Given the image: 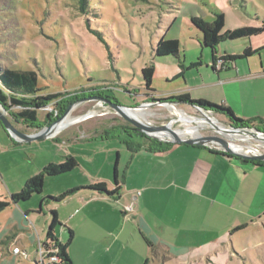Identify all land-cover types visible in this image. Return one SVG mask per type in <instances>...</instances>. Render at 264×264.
Returning a JSON list of instances; mask_svg holds the SVG:
<instances>
[{"label": "rangeland", "instance_id": "rangeland-1", "mask_svg": "<svg viewBox=\"0 0 264 264\" xmlns=\"http://www.w3.org/2000/svg\"><path fill=\"white\" fill-rule=\"evenodd\" d=\"M184 1L206 15L180 21L177 17L186 11L185 16L191 13ZM220 1L231 7L225 16V25L235 19L247 27L264 24V0H87L84 13L80 10L79 0H0V68L33 71L37 76L39 95H61L51 106L38 112L39 124L46 122L47 114L59 108L55 104L67 106L75 95L78 100H83L101 93L121 106L144 108L145 118L153 126L168 125L172 131L193 128L197 126L194 119L200 118L201 112L190 105L167 101L178 94L173 92L169 96L165 91L184 84L183 78L166 84L177 71H181L178 63L157 62L163 59H154L153 49L159 41L178 38L179 52L186 64L200 66L198 70L187 72L189 84L201 81V77L207 80L213 76L215 79L211 52L212 48L217 51L226 35L222 30L224 25L214 26L217 16L223 15ZM263 38L264 35L261 40ZM247 40L226 41L220 45L221 52L241 56ZM251 60L257 64L260 62L258 57ZM150 65L154 67V73L151 90H147L141 70ZM174 109L193 117V120L183 122L174 114ZM93 110L97 111L96 116L66 126L58 136V145L51 141L53 138L29 143L15 141L0 124V264H33L36 261L35 250L27 248L28 235L20 229L28 226L34 232L30 226L33 225L38 232L35 238L42 239L39 228L43 222L48 223L50 216L46 206H42L43 211L39 212L42 199L56 203L52 199L73 189L67 187L92 182L98 169H106V162L111 165L112 177L116 153L110 155L108 150L115 146L128 152L123 142L144 141L138 135L127 134L122 128L129 124L97 100L77 103L71 109V119L88 115ZM11 111L16 113L19 109L13 107ZM204 113L220 125L228 123L221 114L211 110ZM6 116L18 131L26 134L38 131L16 121L10 114ZM212 133L213 130L206 127L199 131L200 135ZM68 139H72V143H67ZM245 140L250 142L236 139L232 143L264 153V144L258 147L257 141ZM28 156L32 159L27 160ZM66 156H73L80 168L62 177L45 178L42 193L32 195L28 201L17 204L11 201V194L19 192L31 174L50 163L62 162ZM243 201L248 210L254 209L261 215L251 216L246 226L230 232L226 243L228 250H210L211 254L205 257L188 255L181 263L173 258L164 264H193L194 261L198 264L200 261L202 264H264V202L256 204V199L248 196L238 200L239 205ZM234 219L237 221L241 217ZM55 230L60 236L59 225ZM18 233L23 236L10 242ZM8 243L12 246L9 247ZM14 246L21 250L20 256L13 257ZM71 256L74 259L72 264H111L113 259L117 264L120 258V254L113 251L107 261L100 251L94 255L97 259L94 262H91V252L75 250ZM130 258L131 264H146L145 260L148 264L163 263L161 258L159 262L154 260L150 253L143 258L133 253Z\"/></svg>", "mask_w": 264, "mask_h": 264}, {"label": "crops", "instance_id": "crops-1", "mask_svg": "<svg viewBox=\"0 0 264 264\" xmlns=\"http://www.w3.org/2000/svg\"><path fill=\"white\" fill-rule=\"evenodd\" d=\"M184 3L189 6L188 11L191 9V13L185 16L186 11L180 18L177 17L180 21L206 15L199 8L192 9L188 1ZM220 3L223 12L222 26L224 25L222 30L226 34L245 26L238 19L225 25V16L231 7L228 8L221 1ZM261 27L262 33L248 37L245 43L244 50L249 49L252 54L226 62L222 70L215 72V79L213 76H209L207 80L201 77V81L190 85L186 74L198 70L199 65L192 67L194 63L186 64L180 52L177 58H160L163 60L157 62L174 61L181 69L171 80L166 81L167 85L174 83L178 78L184 80L182 86L165 92L169 96H172L173 92H177V96L188 95L193 102L214 106V110H217L216 107L229 109L235 117L243 121L264 119V38L261 40L264 24ZM173 40L180 43L178 38ZM226 41L233 40L223 39L220 45ZM220 45L216 57L238 56L222 53ZM212 56L211 52V62ZM254 57L259 58L258 64L251 60ZM195 92L196 95H193ZM71 140L66 142L72 143ZM51 141H55L56 145L60 143L59 137ZM122 144L124 145V142ZM129 144L131 149L127 148L128 152L115 146L108 150L110 155L116 153L114 165L117 160V185L114 183V166L111 177L109 162L104 163V171L102 167L97 170L92 181L93 184L105 183L106 189L111 192L117 188L118 191L114 194L107 195L87 189V186L93 185L90 181L80 187L75 184L67 187L66 189H80L62 202L52 204L42 199L44 203L40 204L39 212L43 211L42 206L49 208V213L55 211L61 225L60 236L54 230L56 238L63 244L67 240L64 229L72 232L73 238L67 249L70 260L73 259L71 254L75 250H83L84 253L91 252V262L97 260L94 258L97 251L105 256V261L113 251L120 254L117 264H131L130 256L133 253L141 258L150 253L157 262L161 258L162 264L173 258L177 263H181L188 255L205 257L211 254L210 250H228L226 243L230 232L246 226L251 216L261 215L254 209L248 210L244 201L239 205L238 200L252 196V199H256V204H263V164L245 162L199 146L163 143L160 145L156 141L145 140ZM137 145L141 147L137 148ZM31 159V156L27 157V160ZM92 165H95V162ZM79 168L80 163L77 162L74 170ZM84 172L88 173L87 170ZM129 206H132V211L127 213L126 208ZM236 217L241 219L236 221ZM49 221L50 216L48 223ZM48 223L43 222L39 228L41 240L35 238L38 232L33 225L30 226L34 232L28 226L20 229V232L24 231L28 235L27 248L35 250V262L38 260V243L45 241ZM22 236V233L15 234L10 242H15ZM10 244L12 243H8L9 247L12 246ZM145 261L148 264V260ZM110 263L116 264L114 259ZM193 264L198 263L194 261Z\"/></svg>", "mask_w": 264, "mask_h": 264}, {"label": "trees", "instance_id": "trees-1", "mask_svg": "<svg viewBox=\"0 0 264 264\" xmlns=\"http://www.w3.org/2000/svg\"><path fill=\"white\" fill-rule=\"evenodd\" d=\"M87 0H79V6L80 10L84 13V6H86ZM193 20V19H192ZM222 24V16L218 15L216 20L214 21V26H220ZM263 31L262 27H240L237 29H234L231 32H228L224 39L226 40H237L241 38H248L252 36H257L261 34ZM179 42L178 40H164L159 41L155 48L153 49L154 59L156 58H164V57H173L177 58L179 54ZM216 51L214 48H212V62L216 61ZM252 54V52L249 49L244 50L243 54L241 56H227L222 57V59L225 62H231L238 58H245ZM198 66L197 64L192 65V67ZM154 73V67L152 65L147 66L141 70V76L144 83V86L147 90H151L150 85L152 82ZM40 89L37 87V76L36 73L33 71H16V70H9L0 68V104L5 109L7 114L12 116L16 121H22L25 124H27L28 127L40 130L41 128L48 126L55 120H57L65 111L68 105L78 101V95L73 96V99L70 98L69 102H67V106H62L60 103L55 104L56 108L55 110H52L51 113L47 114L46 122H43V124H39L38 122V112L44 108H47L51 106V104L54 103V101L61 97V95H39ZM99 97L102 98H108L110 97L108 95H103L101 93L96 94ZM165 101V100H164ZM167 101L173 102V103H179V104H186L190 106H198L204 110H211L215 113L223 115L228 122H230L235 127H255L258 130L264 132V119L258 118V119H252V120H239L236 119L235 116L232 114V112L229 109H225L222 107H216L217 110H214V106L210 105H204L197 102H193L188 95H179L177 97H170L167 99ZM18 108V112H12L11 108ZM127 134L129 135H138L145 141L155 142L154 140H151L147 138L145 135L138 133L136 130H134L129 125L122 128ZM144 142V141H143ZM157 142V141H156ZM157 144H160V142H157ZM124 145L131 149L130 144L128 141L124 142ZM169 145V144H168ZM140 145H137V148H140ZM221 154L232 157L230 155H227L223 152H220ZM247 162L246 160H243ZM254 164L257 165H264V162L260 161H251ZM117 160L114 165V183L117 185ZM77 167L76 159L73 156H66L64 160L60 163H50L46 165L38 174L30 177L22 187V189L15 193L11 194V201L13 203L18 202H25L28 201L32 195L35 194H41L44 187V178L45 177H58L64 174H68L72 172ZM87 189H90L97 193H104L107 195H112L115 192H117V188L109 192L106 189L105 183H96L90 186L86 187ZM80 188H75L68 190L65 194L60 195L57 199H54L57 202H62L67 197L72 196L74 193H76ZM44 203V200L40 202L42 205ZM2 206V204H0ZM60 225L57 215L55 211H50V221L47 225L46 230V238L45 241L42 243L43 249L45 252L52 251L53 249H57V258L59 260V264H72L70 258L67 254V249L69 245L71 244L73 235L72 232L68 229H64L66 231V237L67 240L62 244L58 238H56L54 230L56 226ZM49 254V253H48Z\"/></svg>", "mask_w": 264, "mask_h": 264}, {"label": "water", "instance_id": "water-1", "mask_svg": "<svg viewBox=\"0 0 264 264\" xmlns=\"http://www.w3.org/2000/svg\"><path fill=\"white\" fill-rule=\"evenodd\" d=\"M87 100H97L100 104L110 107L117 115H119L122 120L129 124L134 130L138 133L145 135L147 138L163 143V144H184L188 146H199L212 149L217 152H223L227 155L246 160V161H260L264 162V153H256L252 155L240 154L232 150L229 146L233 140L231 139L232 135H241L250 137L251 139L257 141V146L260 147L264 144V132L258 130L255 127H235L230 122L221 125V128L212 129L213 133L210 135H202L199 137H180L177 133L170 130L166 126H151L150 124H145L133 118L129 115V111L135 110L136 108H130L121 106L116 100L102 98L99 96L88 97L83 100H78L70 104L63 114L54 122L38 130L33 134H26L21 131H18L13 123L7 118V112L0 104V124L3 129L9 134V136L15 141L22 143H29L37 140L51 139L59 136L54 135L58 125L65 119L69 114L71 109L77 104ZM202 112H210V110H204L198 106H192ZM85 120H81L78 123H82ZM77 123V124H78ZM167 131L169 136H160L159 134Z\"/></svg>", "mask_w": 264, "mask_h": 264}, {"label": "bare ground", "instance_id": "bare-ground-1", "mask_svg": "<svg viewBox=\"0 0 264 264\" xmlns=\"http://www.w3.org/2000/svg\"><path fill=\"white\" fill-rule=\"evenodd\" d=\"M143 109L144 108L139 107L136 110L129 111L128 114L140 122H143L145 124H150L145 118V115L147 113ZM173 112L183 122H189L190 120H193L192 119L193 117L190 118V117L186 116L182 111H179V109L178 110L174 109ZM96 115H97V111L93 110L88 115H84V116H81L78 118L71 119L72 117H71V111H70L69 114L65 117V119L58 125L54 135L55 136L58 135L68 125L75 124L77 122H80L81 120L86 119L87 117H94ZM194 122H195V125H197V126H195L193 128L186 129V130H180V131H174V132L177 133L180 137H199V136H201L199 134V131L205 127L211 128V129H216V128L222 127L218 121H216L214 118H211L210 116H208V114H206L204 112H202V116L200 118L194 119ZM150 125L152 126V124H150ZM166 127H168V125H166ZM159 135L160 136H169L170 134L167 131H164V133H161ZM247 138L249 140H253L250 137L241 136V135H232L231 136V139L233 141L237 139V140H242V141L248 143L250 141H246L245 139H247ZM253 141H255V140H253ZM229 146L232 150H234L240 154H244V155H252V154L260 153L259 151H256L254 148H252L250 146H243L242 147L240 145H235L232 142H231V144H229Z\"/></svg>", "mask_w": 264, "mask_h": 264}, {"label": "built area", "instance_id": "built-area-1", "mask_svg": "<svg viewBox=\"0 0 264 264\" xmlns=\"http://www.w3.org/2000/svg\"><path fill=\"white\" fill-rule=\"evenodd\" d=\"M225 61L222 59V57L217 56L216 61L212 62V66L215 72H218L224 68ZM132 211V206H129L126 208V212L129 213ZM11 253L14 256H20L21 255V250L18 247L12 248ZM49 253V254H48ZM38 260L35 262V264H59V260L56 256L57 254V249H53L52 251L45 252L43 249V246L41 243H38Z\"/></svg>", "mask_w": 264, "mask_h": 264}]
</instances>
